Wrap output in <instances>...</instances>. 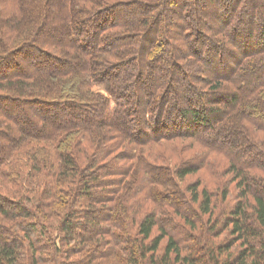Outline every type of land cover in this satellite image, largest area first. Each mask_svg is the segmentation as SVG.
Here are the masks:
<instances>
[{
    "label": "trees",
    "instance_id": "16d2710c",
    "mask_svg": "<svg viewBox=\"0 0 264 264\" xmlns=\"http://www.w3.org/2000/svg\"><path fill=\"white\" fill-rule=\"evenodd\" d=\"M216 1L0 0V264H264V0Z\"/></svg>",
    "mask_w": 264,
    "mask_h": 264
},
{
    "label": "rangeland",
    "instance_id": "374dc122",
    "mask_svg": "<svg viewBox=\"0 0 264 264\" xmlns=\"http://www.w3.org/2000/svg\"><path fill=\"white\" fill-rule=\"evenodd\" d=\"M45 0H31V3H33L32 4V7L34 8V9H39V10H42L43 9V2H44ZM221 1V0H220ZM217 2H218V4H217ZM217 5H219V6H221V7H223L222 6V3H220L219 2V0H217L216 1V4H212L210 7H208V8H206V11L207 10H210L211 9V7H213V8H215ZM163 22H164V20H163V18H161V21L159 22V24H163ZM177 22H179V21H177ZM174 32H176V31H173V34H174ZM175 35V34H174ZM171 36V39H173L174 37H173V35L171 34L170 35ZM228 62V61H227ZM230 65H233V63H230ZM142 86H143V84H142ZM142 88V87H141ZM179 91H181V89L179 90ZM215 95H213V96H209V98L207 97V98H204V102L206 103V104H209V105H211V102L209 101V99H210V97L211 98H213ZM242 96H243V94H242ZM170 98H172V99H176V97H175V95H174V92H171V95H170ZM143 100H145L144 98H143ZM229 103V102H228ZM227 103V101H224V102H222L221 101V103L219 104V103H217V105H219V106H221L223 109L227 106V105H229ZM6 107V106H5ZM13 107V106H12ZM183 107H184V105H183ZM8 111L10 112V110H9V108H8ZM11 111L12 112H14V113H16L17 111L14 109V108H11ZM11 113V112H10ZM14 113H12V114H14ZM168 131H172V130H168ZM258 138H264V135H259L258 136ZM217 157V158H216ZM186 158V157H185ZM192 158V156L190 157V159ZM213 160H217L218 159V161L221 163V164H223V166L226 164V163H229V160L226 158V157H224V156H215V155H213ZM222 166V165H221ZM221 166H219V163H217V169H219ZM214 169L216 170V167H214ZM219 172V171H218ZM215 173V172H211V173H207L206 171H201V172H199L198 173V176H193L192 178H189L188 179V182H194V181H197V180H199L198 179V177H201L200 178V180L202 179V180H204V181H207V182H210L211 184H215L216 186L217 185H219V184H222L223 183V181H224V183L225 182H227L228 184H230L231 185V187L232 186H234V182H235V177L234 176H232L231 174H229V173H227L226 172V170H224L223 172H221V173ZM225 173H226V175H225ZM164 177H162L161 179H163ZM223 179V180H222ZM231 192H232V195L234 194L233 193V189H231Z\"/></svg>",
    "mask_w": 264,
    "mask_h": 264
}]
</instances>
